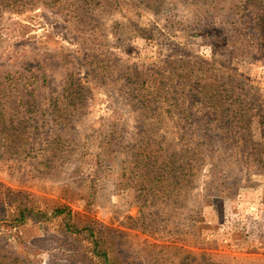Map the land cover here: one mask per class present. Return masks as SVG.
Segmentation results:
<instances>
[{
    "label": "rangeland",
    "instance_id": "374dc122",
    "mask_svg": "<svg viewBox=\"0 0 264 264\" xmlns=\"http://www.w3.org/2000/svg\"><path fill=\"white\" fill-rule=\"evenodd\" d=\"M29 1L0 0V264H264V0Z\"/></svg>",
    "mask_w": 264,
    "mask_h": 264
},
{
    "label": "trees",
    "instance_id": "16d2710c",
    "mask_svg": "<svg viewBox=\"0 0 264 264\" xmlns=\"http://www.w3.org/2000/svg\"><path fill=\"white\" fill-rule=\"evenodd\" d=\"M30 3H33V0H30L29 2H27L26 4H24V6L25 5H31ZM173 76L171 77H169L170 78V80L172 81V82H174L175 81V73H173L172 74ZM177 82V81H176ZM176 86L177 87H180L181 85L179 84V83H177L176 84ZM151 89V88H150ZM170 93H171V89L169 90V95H170ZM152 94V93H151ZM141 97L142 98H147V96L145 95V94H142L141 95ZM148 101V100H147ZM29 105H30V102H29ZM10 130V129H9ZM3 131H5V100H4V102H2L1 100H0V134L2 133L3 134ZM8 132V131H7ZM9 133V132H8ZM10 135L8 136V139L9 140H11L12 142H14L15 143V140L14 139H16V136H15V134L14 133H12V132H10L9 133ZM23 145L21 144V145H17L16 147H22ZM19 148H16V150L15 151H17V152H20V149Z\"/></svg>",
    "mask_w": 264,
    "mask_h": 264
}]
</instances>
